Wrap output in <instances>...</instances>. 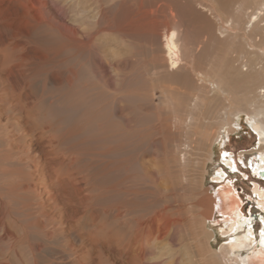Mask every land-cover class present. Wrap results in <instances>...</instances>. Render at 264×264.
<instances>
[{
	"label": "bare ground",
	"instance_id": "6f19581e",
	"mask_svg": "<svg viewBox=\"0 0 264 264\" xmlns=\"http://www.w3.org/2000/svg\"><path fill=\"white\" fill-rule=\"evenodd\" d=\"M210 1L221 9L229 2ZM257 4L247 13L238 8L216 27L208 17L212 8L203 2L101 0L88 25L80 1L77 10L69 0H0V123L7 127L6 134L0 132V246L8 250L0 264H162L158 255L150 257L152 244L173 241L182 229L191 230V223L164 206L168 190L158 189L159 174L140 163L142 153L157 149L161 180L172 183L173 172L188 165L193 151L189 138L176 140L175 134L191 133L200 104V95L193 96L188 109L172 112L175 97H189L180 89L195 86L209 99L243 84L260 85L263 63H245L239 55L228 62L207 59L213 54L209 49L220 39L225 43L232 30L236 38L243 30L251 52L264 59V50L254 49L264 46V0ZM159 17L167 24L158 26ZM101 32L114 33L143 56L146 47L151 58L145 66L159 78L161 99L168 104L155 103L153 85L148 76L141 79L143 73L125 77L118 91L101 88L98 75L130 61L122 54L105 64L96 43ZM199 33L206 36L200 52ZM250 96L260 107L247 113L258 138L249 169L264 182V83ZM120 101L128 104L131 120L117 113ZM217 138L206 134L201 164L188 179H176L193 194L185 213L194 212L203 226L188 242L189 259L192 264H264V216L256 239V218L244 215L229 186L215 198L203 188ZM227 157L224 153L223 163L235 171ZM217 178L223 180L224 172ZM261 185L252 184V195L264 210ZM218 209L230 241L213 250V234L203 230Z\"/></svg>",
	"mask_w": 264,
	"mask_h": 264
},
{
	"label": "rangeland",
	"instance_id": "374dc122",
	"mask_svg": "<svg viewBox=\"0 0 264 264\" xmlns=\"http://www.w3.org/2000/svg\"><path fill=\"white\" fill-rule=\"evenodd\" d=\"M69 1L71 5H76L75 9H81V17L83 18L85 16V23L90 25V22L92 21L91 17L95 13V10L101 0ZM78 1H80V9L77 8ZM226 1H229V4L227 3L224 9L218 8L217 4L210 0H182V4L193 5L195 2H203L205 5H208L210 8H212L211 14L208 17L212 22L211 25H215L216 27H222V25L226 24L225 22L229 20V17L233 16L236 10L240 7H242V10L245 13L257 10L258 8V0ZM245 23H247V20H245ZM166 24V21L159 17L157 25L162 27ZM261 24H264V19ZM228 28H230V26H228ZM231 28H233V26ZM234 30L237 31V29ZM234 33L235 31H230L231 37L228 38L225 43L223 39H220L218 40L219 42L217 47H212L209 49L208 53L210 52L213 54L211 55L209 53V56L207 53V56H209L207 58L209 59L208 61H214L217 63L218 59L224 58L228 62L235 56L239 55L242 61L245 63L251 61L253 63H263L262 65H264V59L261 58V55L255 54L254 51V53H252L251 49L248 47L250 43L249 39L246 38V35H243L244 31L239 30L238 37L240 36V38H236ZM199 34L200 36H197L195 41L198 45V51L200 52L206 43V36H204L202 33ZM96 38L100 57L102 61H106L105 64H112L114 59L122 54L125 55L128 60H130L128 63L125 62L119 67L112 64L107 67L108 72L106 74L98 75L97 81L99 83L101 82V88H104L106 91L108 89V91H118L119 88H121L123 81H125V77L129 75H140L143 73L141 79H143L145 76H148L151 85H153L151 91L154 94L155 103H161V107H163V104H168L166 101L164 102L161 99L162 83L157 80V75L152 74L153 71L150 69V66H145V63L151 58L146 47L143 49L146 55L144 54L143 56V52L140 48L134 47L133 44H129V42L120 39L114 33L101 32L98 33ZM145 46L147 45L145 44ZM257 48L264 50V46H258L254 49ZM263 75H261L262 79L261 82H259L260 85L256 82L257 85H253L252 88L249 83L243 84L242 89L240 90H233V92L229 94L224 93L220 96L209 99L208 96L198 92L195 86L182 89L183 91L180 89L181 92L189 94V97H182V100L179 99L180 96L175 97V102L170 104L172 112H175L176 108L183 110L188 109L190 97L193 96L200 95V104L199 107L194 111L195 122L192 130L190 131L191 133L188 132L186 134H175L176 140L184 139L185 137L189 138L190 141L193 142L190 144L193 147V151L189 153L190 161L188 160V162L190 164L188 163V165L183 168H176L175 172H173L172 183L169 182V184L166 185L164 181L161 180V159H159L161 158V155L159 154V151L157 149L150 148L146 149V151L142 153L140 163L147 169L154 167L155 172L159 174V179L156 181V186L158 182L160 185L157 186L158 189L160 191L168 190L162 199L164 206H166L168 210L178 211L180 215L187 217V221H190L191 223V230L182 229L179 231V233H177L173 241L152 244L153 254L150 255V257H156L158 255V258L162 264H176L178 259L180 260V264H192V261L189 259L190 250L188 242L192 237H198L199 232H197V230H200L199 227L203 229V226L198 218L193 217L195 215L194 212L188 214L185 213L186 211L191 210L190 204L192 203L191 198H193V194L188 190L187 185H184V182L176 179L180 177L188 179V173L196 170V163L198 162L199 165L201 164L202 159L207 153V148L205 149L203 144L206 134L208 137L213 136V138L218 134V138L214 141L215 143L212 158L206 162L204 167L205 175L203 180V188L208 190V193L215 198L218 196V190L229 186L233 192L239 196L241 204L244 207V215L249 216L250 214L252 215L251 219L256 218L253 222L254 238L256 237L257 239L259 236V232L263 228L260 217L264 216V210L261 209L260 205L258 204L256 196L254 198L252 195V184L254 182L261 183V187L264 189V182H259L260 180L258 181L255 179L251 169H249L250 164L254 163L257 158L255 150L257 149L256 146L258 138L249 124L247 115L251 111H258V108L260 107L257 101H253L251 99L250 95L254 93L256 88L261 87V84L264 83ZM141 86L142 84L138 85L137 88L141 90ZM251 89L253 92H250ZM251 104H253V106H251ZM117 105V113L119 112L124 116V118L131 120L133 115L129 111L128 104L120 101L117 103ZM144 108L148 109L147 106H144ZM227 119H229L231 123H227ZM0 124H2L0 132L6 134V123H4L3 120ZM231 126L234 127L233 131L229 130ZM224 153H226L227 156H230L227 157L228 159L234 161L235 171L231 172L223 163L222 157ZM218 172H224L223 180L217 178ZM159 197V199H161V195ZM252 210H255V213H252ZM260 214L262 215L260 216ZM223 219L224 216L221 215L218 209L213 214L211 220L205 224L203 230L206 234L209 233V236L213 234L211 236V245L213 250H218L220 246L230 241V236L228 237L227 234H224ZM7 252V249L1 247L0 257L2 256L1 258H3Z\"/></svg>",
	"mask_w": 264,
	"mask_h": 264
}]
</instances>
